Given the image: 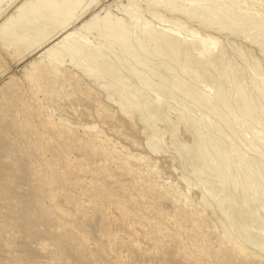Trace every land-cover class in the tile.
Instances as JSON below:
<instances>
[{"label":"rangeland","instance_id":"374dc122","mask_svg":"<svg viewBox=\"0 0 264 264\" xmlns=\"http://www.w3.org/2000/svg\"><path fill=\"white\" fill-rule=\"evenodd\" d=\"M45 1L0 2V264H264V196L235 183L239 155L264 170L255 32L206 24L187 0H77L72 22L71 0L55 15ZM234 2L264 21V0ZM106 12L135 59L104 32L80 40ZM133 19L180 54L139 50ZM222 69L248 87L252 120L235 90L213 93Z\"/></svg>","mask_w":264,"mask_h":264},{"label":"bare ground","instance_id":"6f19581e","mask_svg":"<svg viewBox=\"0 0 264 264\" xmlns=\"http://www.w3.org/2000/svg\"><path fill=\"white\" fill-rule=\"evenodd\" d=\"M164 1H169V0H164ZM187 1L189 2L190 10L194 12L199 17V19L204 23L209 25H216L220 29L228 30L233 33L235 32L245 33L248 31L255 32L254 34L257 37L258 41L260 43H263L264 45V27H263L264 21L256 17L255 14H250V12L248 13L247 10L239 11V12L234 11L232 9L233 8L232 6L235 5L234 0H187ZM44 3H50V4L55 3L57 5V7H51L52 8L51 13L55 15L58 13L60 9L59 5L62 2L61 0H46ZM80 3L77 0H71V5L67 10L68 22L70 21L72 22L80 18L78 16L79 11L80 12L82 11L83 14L86 13L87 7L84 9ZM132 17L134 18V15ZM133 23L136 29V34L137 36L140 37V42L138 43L139 50L144 52L147 51L146 45L141 42V40H143L145 43L147 42L146 44L150 45L153 48L157 57L171 60L172 58H175L180 54L181 52L180 43L174 38L172 37H167V38L165 37L164 39L160 38L159 36H157L155 32L152 31V29L147 27L146 24H141L139 21L135 19H133ZM78 29H79L78 34L80 36V40L84 38L83 34L85 32H86L85 34L87 35L92 33L97 34L100 32L106 33L109 39L112 40V42L116 46L120 47V49H122V51L128 57L135 59L137 50L135 51V49L132 48L129 42L130 32L128 27L124 25L119 19L113 18L112 14H110L109 12H106L102 15H97V14L92 15L88 20L83 22L80 25V28ZM195 51L198 54H201L199 49H196ZM187 56L188 55H185L183 69L188 68L187 64L189 62ZM223 57H224L223 54L219 52L217 62L219 63L222 62ZM196 59H198V57ZM137 63L139 64V66L141 65L142 67L145 68L148 67L147 61H142ZM166 67H168V65H166ZM232 73L228 69H222L220 71L219 74L221 76L228 78V85L218 86L216 89H214L213 93H215V95L218 98L226 100V95L228 94V90L229 89L235 90L237 94L236 100L239 103L238 111L243 112L247 119L252 120L253 113L250 108L251 103L248 95V87L241 85L232 75ZM138 78L139 80H141V82L143 81L146 83V80H144L142 76ZM234 152H236V150ZM246 157L247 156L244 155H239L238 157L240 159L239 161L242 162L244 170H243V174H241L243 175L242 179L241 178L236 179L235 183L237 185H241L245 181V183L247 182L248 183L247 185L251 189L253 187L254 188L258 187L262 195L264 196V170L262 171L261 168L259 169L256 164L249 162L246 159ZM220 158L222 159V167L220 169L215 168V170L222 178L226 179L230 176L228 158L225 155H221ZM254 198L256 199V197Z\"/></svg>","mask_w":264,"mask_h":264}]
</instances>
